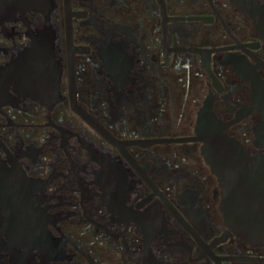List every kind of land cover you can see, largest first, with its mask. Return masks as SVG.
I'll list each match as a JSON object with an SVG mask.
<instances>
[{"label":"flooded vegetation","instance_id":"1","mask_svg":"<svg viewBox=\"0 0 264 264\" xmlns=\"http://www.w3.org/2000/svg\"><path fill=\"white\" fill-rule=\"evenodd\" d=\"M263 123L264 0H0V264H264Z\"/></svg>","mask_w":264,"mask_h":264},{"label":"water","instance_id":"2","mask_svg":"<svg viewBox=\"0 0 264 264\" xmlns=\"http://www.w3.org/2000/svg\"><path fill=\"white\" fill-rule=\"evenodd\" d=\"M42 68L48 66L49 62L42 61ZM45 69V68H44ZM199 126V139L204 141V150L207 156L208 161L211 163L213 170L219 176L221 184L224 187L225 192L231 187L235 189V180L234 178L238 175L236 172L228 170L230 166V160L237 159L236 151L245 150L239 144V142L229 137L224 131L223 128L214 124H204V120L201 121ZM256 132V141L264 143V123L260 128H257ZM228 198L226 194L224 196L223 206L225 212L228 211ZM228 213V212H227Z\"/></svg>","mask_w":264,"mask_h":264}]
</instances>
